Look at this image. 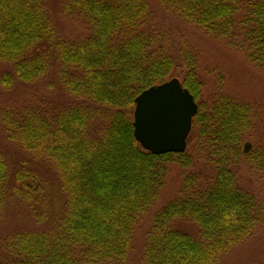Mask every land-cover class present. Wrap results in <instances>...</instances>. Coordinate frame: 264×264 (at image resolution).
<instances>
[{
	"label": "trees",
	"instance_id": "trees-1",
	"mask_svg": "<svg viewBox=\"0 0 264 264\" xmlns=\"http://www.w3.org/2000/svg\"><path fill=\"white\" fill-rule=\"evenodd\" d=\"M48 0H0L1 85L33 83L59 65V81L79 104L59 111L28 106L3 110L6 136L55 166L66 210L50 230L0 237V264H125L140 216L159 196L171 162L188 168L199 149L213 170L185 173L177 197L153 215L138 264H215L246 241L264 219L263 202L237 185L241 160L262 170L260 147L246 153L255 114L244 101L219 96L198 102L187 138L195 149L153 154L133 136L134 99L177 77L195 101L202 84L191 52L175 57L167 35L152 24L147 0H62L64 11L88 25L83 38L59 37ZM179 19L225 38L264 71V0H158ZM104 106L101 130L91 127ZM198 151V153H197ZM9 180L13 185L8 186ZM36 175L11 174L0 154V211L10 197L44 202ZM196 224L197 234L175 228Z\"/></svg>",
	"mask_w": 264,
	"mask_h": 264
},
{
	"label": "rangeland",
	"instance_id": "rangeland-1",
	"mask_svg": "<svg viewBox=\"0 0 264 264\" xmlns=\"http://www.w3.org/2000/svg\"><path fill=\"white\" fill-rule=\"evenodd\" d=\"M152 8V24L167 35L168 48L175 57L191 52L197 63V75L202 84L197 103L209 104L219 96H228L250 105L255 114L253 126L249 129L246 153L260 147L264 158V71L254 65L245 52L230 44L225 38L215 36L201 28L189 24L173 13L166 11L158 0H147ZM47 10L56 34L61 38L79 39L88 32V25L80 15L64 11L62 0H48ZM10 71L8 63H0L1 76ZM79 104L59 81V65L51 67L46 75L33 83L15 81L4 87L0 82V112L6 109L22 111L28 106L59 111L62 108ZM100 113L91 124L101 130L104 124L100 119L109 114L104 106L91 105ZM187 140V148L192 154L194 138ZM198 153V151H197ZM0 154L9 165L11 174L19 170L34 173L44 192V202L31 207L28 202L10 197L0 211V237L7 238L19 231L50 230L55 221L64 215L66 197L60 190V180L55 166L44 155L22 148L18 142L7 138L0 122ZM199 159L193 158L188 168L176 162L167 166L164 182L155 202L139 218L135 226L132 249L125 264H138L147 230L153 215L162 206L178 196L185 173H201L206 179L213 170L208 166L205 153L199 149ZM260 171L244 159L234 166L237 185L244 191L257 196L264 209V164ZM9 180L8 186L13 185ZM173 226L191 236L197 234L196 224L190 219H175ZM215 264H264V219L260 226L243 243L229 250Z\"/></svg>",
	"mask_w": 264,
	"mask_h": 264
},
{
	"label": "water",
	"instance_id": "water-1",
	"mask_svg": "<svg viewBox=\"0 0 264 264\" xmlns=\"http://www.w3.org/2000/svg\"><path fill=\"white\" fill-rule=\"evenodd\" d=\"M197 110L194 96L172 77L135 97L133 136L153 154L183 153Z\"/></svg>",
	"mask_w": 264,
	"mask_h": 264
}]
</instances>
